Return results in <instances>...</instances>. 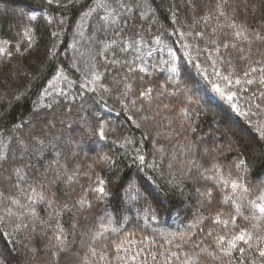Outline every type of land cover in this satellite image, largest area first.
Returning a JSON list of instances; mask_svg holds the SVG:
<instances>
[{"label": "snow or ice", "instance_id": "6c2138e0", "mask_svg": "<svg viewBox=\"0 0 264 264\" xmlns=\"http://www.w3.org/2000/svg\"><path fill=\"white\" fill-rule=\"evenodd\" d=\"M45 3L43 20L51 29L46 55L54 75L26 118L9 127V113H0V264H136L142 254L153 264L161 258L162 264H264V126L246 138L209 122L211 131L202 135L196 106V94L207 95L208 85L234 112H240L237 97L250 87L256 91L245 103L258 99L257 111L264 104V23L238 21L247 0H172L167 5L172 31L159 34L152 29L165 0ZM73 10L96 19L89 38L96 51L83 67L70 64L75 75H68L56 63L57 42L65 25L74 27L66 15ZM28 20L36 21L35 13ZM32 37L25 26L24 43L0 39V58L30 54ZM183 50L187 55L178 57ZM162 76L159 87L153 86ZM57 79L64 87L53 83ZM109 100L120 104L137 130L144 129L141 141L115 135L117 129L100 116L101 108L112 111ZM241 114L250 118L252 110ZM178 138L182 149L168 154L162 141L174 146ZM85 141L94 156L82 158ZM125 157L138 171L156 173L169 193L182 198L180 205L196 201L195 225L166 240L168 249L152 251L157 245L147 236L135 251L124 248L135 234L121 211L159 195L121 174ZM114 220L119 226L109 227Z\"/></svg>", "mask_w": 264, "mask_h": 264}, {"label": "trees", "instance_id": "16d2710c", "mask_svg": "<svg viewBox=\"0 0 264 264\" xmlns=\"http://www.w3.org/2000/svg\"><path fill=\"white\" fill-rule=\"evenodd\" d=\"M171 2L172 0H165L164 6L159 8L158 19L152 29L153 33L159 34L165 28H167L168 32L172 31L167 19L169 15L167 5ZM214 2L215 0H212V3ZM247 2L249 7L247 9L241 7L238 21L253 26H259L264 23V0H247ZM157 4H159V0H157ZM253 5L255 6L254 11L252 9ZM208 6L210 7L211 5L209 4ZM47 7L45 0H0V39H10L13 44L16 41L24 43L22 33L25 26H28L33 32L32 39L34 41L30 54L23 57L16 55L13 58H0V113H9V120L6 121L9 127H11L13 121L18 123L22 118L27 117L33 102L38 100L40 93L48 87V81L54 75V70L49 67L46 55L47 48L51 46V37L49 35L51 29L43 20ZM30 13H35L37 16L36 21L29 22L28 15ZM52 14L56 15L57 13ZM66 15L73 21L74 27L70 29L65 25L64 33L57 42L60 45L58 51L61 55L56 63L62 62L63 67L68 69L66 74L75 75L69 65L77 63L83 67V63L87 62L91 55L95 54L96 48L91 44L89 38L92 36L97 21L94 18L79 17L75 10L67 12ZM181 19H184V17L181 16ZM145 28H147V25H145ZM208 31H211V27H209ZM173 39L175 40L176 37H173ZM165 43H168L167 38H165ZM185 43H188V41H185ZM68 45H73V47L68 48ZM198 46L202 47L203 45L200 44ZM153 47L158 46L153 45ZM176 47L179 49V44ZM164 51L166 52V49ZM187 52L188 50L178 51L177 56L187 55ZM156 54L155 52L153 53V55ZM193 55H195V52H193ZM211 70L209 67V72ZM193 74L195 75L194 70ZM163 79L164 77L162 76L160 80H156L153 86L158 88ZM53 83L58 88L64 87V83L59 79L53 81ZM140 83L138 81L136 86L139 87ZM144 86H147V84L145 83ZM188 87L192 88L193 86L189 84ZM207 88V95L197 93L198 99L194 97L196 106L201 109L202 113V122L198 129L202 135L211 131L209 122H211L213 128L220 127L225 130L227 127H231L246 138L256 134L258 126H264V104L257 111L256 104L259 103L258 99L251 103H245V101L251 100L253 92L256 91L255 87H250L247 94L240 93L237 97L235 102L240 106L239 113L234 112L229 102L214 93L211 85H208ZM18 95L22 97L20 100L16 99ZM200 97L203 98V101L200 100ZM165 102L167 103V101ZM108 106L112 111L101 108L99 112L100 116L110 126H114L117 129L115 135L123 133L129 138H134L136 142L141 141V132L144 129L137 130L135 128L134 123L129 121L126 114L122 112L118 102L109 100ZM250 108L252 110L250 118L241 114L248 112ZM117 113H120V115H117ZM205 115L207 119H204ZM115 135L109 137V143L115 138ZM162 144L168 147V154H177V150L182 149L183 141L178 138L174 141V146L168 145L167 141H162ZM159 146L157 145V147ZM82 147L84 148L82 158L83 156H94V153L88 152L89 145L87 141ZM150 149H152L151 144L145 149V152ZM152 159L153 157H148L149 163H151ZM120 172L122 175L131 176L144 189L159 193L155 199L149 197L146 201L131 204L130 210L121 211V217L127 218L126 228L128 232L135 234L130 238V242L124 243V248L128 249L131 247L132 251H135L140 246V241L147 236L149 241L155 240L156 242L157 248L152 249V251L165 250L169 247L165 241L172 239L173 234L185 231L190 224L195 225L198 215L195 200L190 203L184 200V204L180 205L179 202L182 198L169 193L156 173L151 169L138 171L137 165L133 164L130 158H123L120 164ZM225 175H227V170H225ZM84 183L86 184L87 182L84 181ZM158 183L161 185L160 188L156 187ZM227 191L226 189L225 193ZM225 193H221L217 197V201L222 200ZM185 207L187 210H185ZM219 207L225 212L231 210L227 205H219ZM153 214H155V219H153ZM203 214L208 215V212L204 211ZM118 226L115 220L113 224L109 225V227ZM110 238L124 239L123 236L116 237L111 234ZM99 243L103 245L107 241L101 240ZM147 243L145 242V244ZM10 247L11 245H9ZM144 259H147L149 264H153L150 256L146 254H142L136 264H143ZM115 264H122V262L116 261Z\"/></svg>", "mask_w": 264, "mask_h": 264}, {"label": "rangeland", "instance_id": "374dc122", "mask_svg": "<svg viewBox=\"0 0 264 264\" xmlns=\"http://www.w3.org/2000/svg\"><path fill=\"white\" fill-rule=\"evenodd\" d=\"M201 95V94H200ZM199 97V96H198ZM201 98V97H200ZM201 101H203V98L200 99ZM155 135V134H154ZM159 138V137H158ZM262 179H264V177H262Z\"/></svg>", "mask_w": 264, "mask_h": 264}]
</instances>
